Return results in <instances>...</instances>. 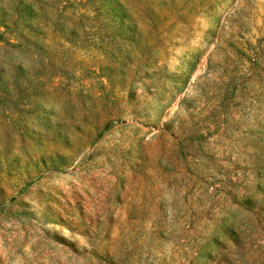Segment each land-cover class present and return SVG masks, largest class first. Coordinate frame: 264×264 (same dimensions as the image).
Segmentation results:
<instances>
[{
  "label": "rangeland",
  "instance_id": "rangeland-1",
  "mask_svg": "<svg viewBox=\"0 0 264 264\" xmlns=\"http://www.w3.org/2000/svg\"><path fill=\"white\" fill-rule=\"evenodd\" d=\"M0 264H264V0H0Z\"/></svg>",
  "mask_w": 264,
  "mask_h": 264
}]
</instances>
